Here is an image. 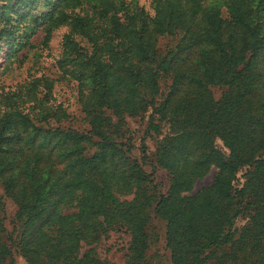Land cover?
Here are the masks:
<instances>
[{"label":"trees","instance_id":"16d2710c","mask_svg":"<svg viewBox=\"0 0 264 264\" xmlns=\"http://www.w3.org/2000/svg\"><path fill=\"white\" fill-rule=\"evenodd\" d=\"M152 8L154 16L139 0H0L4 73L69 29L57 74L76 89L89 126H64L61 106L51 112L49 77L22 88L34 91L28 101L22 89L0 94V264H111L94 246L117 228L131 237L125 264H150L154 218L166 223L171 264H264V0ZM148 113L156 134V118L169 125L155 154L165 192L145 157H134L126 123ZM212 169V184L195 191ZM4 198L17 207L12 229Z\"/></svg>","mask_w":264,"mask_h":264},{"label":"rangeland","instance_id":"374dc122","mask_svg":"<svg viewBox=\"0 0 264 264\" xmlns=\"http://www.w3.org/2000/svg\"><path fill=\"white\" fill-rule=\"evenodd\" d=\"M139 3L145 7L147 12L154 16L155 12L152 8V0H139ZM69 29L67 27H61L54 32L53 38L51 39L47 48L42 49L38 52L36 56L29 55L25 60L21 68H18V64L14 66V69L4 73L2 69L3 61L7 57L4 54H0V94L2 92H8V94H13L18 92L22 88H27L25 86L32 83L34 79L38 77H49L55 80V86L53 89V95L48 96V105L52 109L51 112H56V106L63 107L70 114V121L64 123L66 127H72L80 131H87L89 126L84 120V115L79 108L76 100V89L68 82L59 81V75L57 74L56 61L61 57L62 54V41L63 37L68 33ZM43 34H38L34 39L33 43H40ZM169 43L168 38H162L160 42V50H165L166 45ZM4 45V44H3ZM37 49H33V53ZM7 49H4L6 52ZM28 52L25 49L19 55L23 57ZM162 90L167 91L169 81H162ZM220 91L217 89V96L220 95ZM34 91L32 89H22V96L26 101L30 100L31 95L33 96ZM37 98H41V93L35 91ZM34 110H32L33 112ZM38 110L35 111L37 113ZM51 127H57L55 119L52 118L49 121ZM127 127L130 130V136L133 139V155L139 159L145 157V170L149 174H153L152 179L155 184L158 185V190L165 192L169 186V177L167 173L159 168L156 164L155 154L158 143L169 133V125L165 122H160L158 118L154 120L155 125L161 126V134H156L150 124V113L137 118H127ZM215 169L202 180H199L194 190L198 191L201 188L207 187L212 184ZM133 196H129L127 200L132 199ZM123 199V198H122ZM6 213V219L8 228L12 229V222L17 213L16 205L6 198L3 200V207ZM165 227L166 223L159 219H152L149 231L152 235L151 237V247L147 252V260L150 264H171L170 253L165 247ZM131 237L125 228H117L111 231L107 237L96 244L94 247L98 256L104 260H108L111 264H125L127 259V254L130 246ZM17 264H26V262L17 257Z\"/></svg>","mask_w":264,"mask_h":264}]
</instances>
